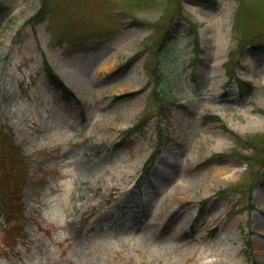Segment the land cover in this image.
<instances>
[{
  "label": "rangeland",
  "instance_id": "rangeland-1",
  "mask_svg": "<svg viewBox=\"0 0 264 264\" xmlns=\"http://www.w3.org/2000/svg\"><path fill=\"white\" fill-rule=\"evenodd\" d=\"M48 1L33 25L41 0H0V130L30 173L0 264H264V22L236 24L239 0Z\"/></svg>",
  "mask_w": 264,
  "mask_h": 264
},
{
  "label": "trees",
  "instance_id": "trees-1",
  "mask_svg": "<svg viewBox=\"0 0 264 264\" xmlns=\"http://www.w3.org/2000/svg\"><path fill=\"white\" fill-rule=\"evenodd\" d=\"M48 0H41V7L40 9L31 17L30 22L33 25L44 21L48 16ZM237 12V19L236 24L241 23V18L244 16L245 18L249 19L252 18L257 23L264 22V0H239ZM4 10V6L0 4V13ZM158 23H155L154 29H159ZM250 32V33H249ZM251 35V31L247 30L245 32V37H249ZM174 39V35L171 32L170 28H167L161 36L159 43L153 48H149L148 51L150 54L154 55L155 60L154 64L149 68L152 77H154L158 82L161 84L160 92L166 93V87L164 86V81L166 77L163 73V69L161 67L162 57L165 54V46ZM161 58V60L159 59ZM231 59V57L229 58ZM44 69L48 76L49 82L59 91H61L62 97H64L68 101L76 100V95L74 91L68 87V85L64 82V80L55 72L53 66L49 62L47 58L44 59ZM227 73L231 72V66L226 68ZM231 77V75H230ZM234 77H231V79ZM239 86L243 87L242 80H237ZM251 83H249L250 85ZM205 118L209 120H221L216 115H206ZM147 115L141 119L137 126H141L146 122ZM253 139H249L246 141L252 142ZM253 150L257 153V149L254 148ZM0 205L4 208V214L6 217L7 222H11L12 220L16 219V215H23V209L20 207L22 204L18 202L17 204L10 203V198H17L21 199L20 191L23 188V185L29 178V171L27 167L26 156L22 150V148L16 144L14 134L12 129L9 127L0 130ZM160 150L154 152L151 157L150 161L154 162ZM20 208H19V207ZM17 208V209H16ZM19 217V219H21ZM20 226V227H19ZM16 229H20L23 231V227L19 225V223L15 226ZM12 236V235H11Z\"/></svg>",
  "mask_w": 264,
  "mask_h": 264
}]
</instances>
